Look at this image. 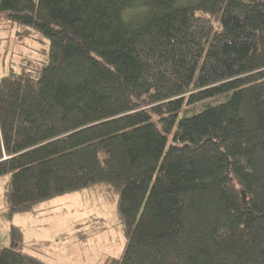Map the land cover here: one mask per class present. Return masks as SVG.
Returning a JSON list of instances; mask_svg holds the SVG:
<instances>
[{
    "label": "trees",
    "instance_id": "1",
    "mask_svg": "<svg viewBox=\"0 0 264 264\" xmlns=\"http://www.w3.org/2000/svg\"><path fill=\"white\" fill-rule=\"evenodd\" d=\"M49 39L0 76L10 220L100 182L127 240L100 264H264V0H0ZM0 264H53L22 249Z\"/></svg>",
    "mask_w": 264,
    "mask_h": 264
},
{
    "label": "rangeland",
    "instance_id": "2",
    "mask_svg": "<svg viewBox=\"0 0 264 264\" xmlns=\"http://www.w3.org/2000/svg\"><path fill=\"white\" fill-rule=\"evenodd\" d=\"M17 29V23L0 18V76L27 60H45L42 49L49 39L34 28L19 36ZM7 177L0 178V247L11 244L15 225L21 229L22 249L53 264H100L122 253L127 235L118 195L105 182L59 194L7 220L1 215Z\"/></svg>",
    "mask_w": 264,
    "mask_h": 264
}]
</instances>
